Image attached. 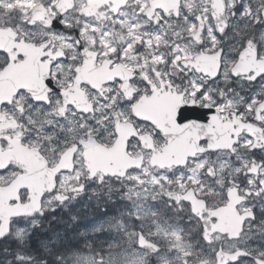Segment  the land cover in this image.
Segmentation results:
<instances>
[{"label":"snow or ice","instance_id":"obj_1","mask_svg":"<svg viewBox=\"0 0 264 264\" xmlns=\"http://www.w3.org/2000/svg\"><path fill=\"white\" fill-rule=\"evenodd\" d=\"M0 264H264V0H0Z\"/></svg>","mask_w":264,"mask_h":264}]
</instances>
